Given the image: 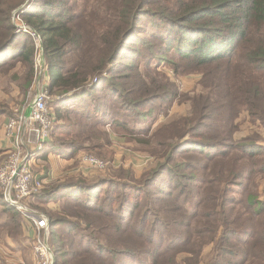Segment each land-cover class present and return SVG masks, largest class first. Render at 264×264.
Wrapping results in <instances>:
<instances>
[{
    "label": "trees",
    "instance_id": "1",
    "mask_svg": "<svg viewBox=\"0 0 264 264\" xmlns=\"http://www.w3.org/2000/svg\"><path fill=\"white\" fill-rule=\"evenodd\" d=\"M24 1L0 0V77L27 98L39 39L55 124L38 158H111L117 137L155 158L30 197L53 264H264V0H31L19 18L32 32L12 22ZM161 64L199 88L179 91ZM23 218L0 189V244Z\"/></svg>",
    "mask_w": 264,
    "mask_h": 264
},
{
    "label": "rangeland",
    "instance_id": "2",
    "mask_svg": "<svg viewBox=\"0 0 264 264\" xmlns=\"http://www.w3.org/2000/svg\"><path fill=\"white\" fill-rule=\"evenodd\" d=\"M29 1L31 0H25L24 3L20 5L18 8H20L21 6H23V8H27ZM18 8L16 10H18ZM13 12H12V22L14 25L15 23L19 24L17 23L18 21L16 16L13 17ZM30 31L31 29L25 32H30ZM159 69L164 71V73L167 76H169L171 80L175 82V85L179 91H182L184 93L193 92L194 89L198 87V80L200 78V75L197 73L190 74L187 76H175L172 70L165 64H161ZM31 95L32 92L31 90H29L28 96L27 98H25L21 93L19 87L17 86L15 79H13L11 75L0 77V103L5 105L8 112L11 111L9 115L0 117V165L5 163L13 152L12 141L8 139L6 134L7 133L6 124L8 123L10 118L16 116L17 111L19 114V112L21 111L20 109L29 103V99L31 98ZM53 98L54 97L52 96V94H50V100L47 102V107L51 112H52V108L50 105ZM189 107L190 106L188 101L175 104L169 110L168 113L169 118L172 117L174 118L181 114H185L189 110ZM163 118H164L163 116H158V118L155 120V125L162 122ZM54 124H55V117H54L53 125ZM259 130L261 132L260 139L264 142V130L263 129H259ZM27 137L29 136L26 134V138ZM30 139L32 140V138ZM32 141L34 142L35 140ZM31 147L32 146H30L28 150L31 149ZM110 149L113 152L111 158H102L94 153L81 151L79 152L80 154L76 159H72V160L59 159L58 166L57 163L55 162V158H53L52 153H49L47 155L46 160L38 158L39 155L36 153V155L34 156L35 157L34 160L32 159L33 161L30 162L31 171L32 174L35 175L37 178L46 175L45 178L44 177L42 178L45 181L43 183V187H44L45 185L52 182V180H56V179L62 180L68 177L78 176L77 174L81 172H89L88 174L90 173L102 174L108 168V166L109 167L112 166L115 168L119 166L131 167L133 172L137 176H139L144 169H147L155 164V158H153L149 154V152H147V150H144V148L141 145L133 141L124 142L123 138L121 137H117L116 139L112 140V145ZM85 154L92 156L93 158L101 161L102 166L101 167L90 166V164H88L83 160V156H86ZM30 197H28L24 202L26 208L28 210L38 211L44 216H46L41 209L38 208L34 209L28 205V200L30 199ZM19 211L21 212L22 216L25 218L24 211L21 210ZM46 218L48 219L47 216ZM27 220L29 222L28 225H31L30 228L32 229V235H33L32 222L29 219ZM48 234H49V230L47 226V244H48ZM7 244L8 245H5L4 243L0 244V256L4 258V261L7 264H39V262H41V259L37 258L38 256L36 257L34 253L33 241L29 233V228L26 222L24 223L22 236L17 239L8 238Z\"/></svg>",
    "mask_w": 264,
    "mask_h": 264
},
{
    "label": "built area",
    "instance_id": "3",
    "mask_svg": "<svg viewBox=\"0 0 264 264\" xmlns=\"http://www.w3.org/2000/svg\"><path fill=\"white\" fill-rule=\"evenodd\" d=\"M21 12L22 8L13 12V17L16 16L19 23H15L17 31H29L19 18ZM35 47L37 53L30 85L31 98L29 103L20 109L19 114L17 111L16 116L10 118L6 124V134L12 141L13 152L6 162L0 165V187L5 201L24 211L25 218L32 222L33 250L36 257L41 259L39 264H53V254L47 244L48 219L38 211L28 210L24 204L28 197L43 188L45 181L32 174L30 162L34 160L36 153L39 154L43 150L50 139L54 122V114L47 107L50 94L47 89L48 79L45 74V63L41 58L39 39H35ZM95 81L93 79V82ZM26 134L35 141L26 138ZM30 146L32 147L28 150ZM83 160L93 167L102 166L101 161L89 155L83 156Z\"/></svg>",
    "mask_w": 264,
    "mask_h": 264
},
{
    "label": "crops",
    "instance_id": "4",
    "mask_svg": "<svg viewBox=\"0 0 264 264\" xmlns=\"http://www.w3.org/2000/svg\"><path fill=\"white\" fill-rule=\"evenodd\" d=\"M172 118H173V117H172ZM172 118H169V116H168V118H166V120H168V119H172ZM174 118H175V117H174ZM166 120H165V121H166ZM113 139H115V138H113ZM53 158H55V162L57 163V166H58V165H59V164H58V160H59V159H58L57 157H55V156H53ZM262 188L264 189V187H262ZM30 226H31V225H28L29 233H30V235H32V229L30 228Z\"/></svg>",
    "mask_w": 264,
    "mask_h": 264
},
{
    "label": "water",
    "instance_id": "5",
    "mask_svg": "<svg viewBox=\"0 0 264 264\" xmlns=\"http://www.w3.org/2000/svg\"><path fill=\"white\" fill-rule=\"evenodd\" d=\"M22 7H23V6H21L20 8H18V10L21 9ZM41 58L44 60L42 47H41ZM27 112H28V111H27Z\"/></svg>",
    "mask_w": 264,
    "mask_h": 264
}]
</instances>
